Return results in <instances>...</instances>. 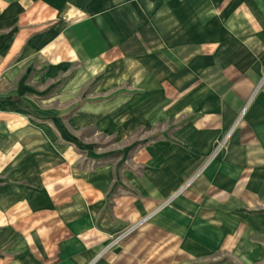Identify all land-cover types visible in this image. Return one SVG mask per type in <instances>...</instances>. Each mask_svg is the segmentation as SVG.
Segmentation results:
<instances>
[{"label":"crops","instance_id":"1","mask_svg":"<svg viewBox=\"0 0 264 264\" xmlns=\"http://www.w3.org/2000/svg\"><path fill=\"white\" fill-rule=\"evenodd\" d=\"M263 74L264 0H0V264H264Z\"/></svg>","mask_w":264,"mask_h":264},{"label":"rangeland","instance_id":"2","mask_svg":"<svg viewBox=\"0 0 264 264\" xmlns=\"http://www.w3.org/2000/svg\"><path fill=\"white\" fill-rule=\"evenodd\" d=\"M112 141L113 140L110 138H108V139L97 138L93 142H86V145L88 146L87 150L90 153H93V154H96V155L102 156V157L104 155H113L114 157L120 156V154H122L121 152H123L121 145H120V147H117ZM77 142L80 144V142L82 143L83 140L78 139ZM111 143H113V144L110 146ZM126 144H127V142H124L122 145H126ZM79 146L81 147L82 144H80ZM114 157H112V158H114ZM99 162L100 161H98L96 163L99 164Z\"/></svg>","mask_w":264,"mask_h":264},{"label":"built area","instance_id":"3","mask_svg":"<svg viewBox=\"0 0 264 264\" xmlns=\"http://www.w3.org/2000/svg\"><path fill=\"white\" fill-rule=\"evenodd\" d=\"M264 87V74L262 75L258 85H257V89L263 88Z\"/></svg>","mask_w":264,"mask_h":264}]
</instances>
